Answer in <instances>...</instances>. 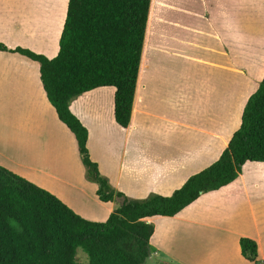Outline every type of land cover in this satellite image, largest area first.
<instances>
[{
    "label": "crops",
    "instance_id": "crops-1",
    "mask_svg": "<svg viewBox=\"0 0 264 264\" xmlns=\"http://www.w3.org/2000/svg\"><path fill=\"white\" fill-rule=\"evenodd\" d=\"M219 1L152 0L132 115L127 127L121 126L115 119L116 89L112 86L92 89L70 103L72 112L88 128L87 145L90 156L99 166V158L91 153L92 142L96 140L101 143L115 135L119 136L122 156L113 185L131 198H145L151 193L171 195L191 175L215 162L223 151L218 148L217 153L206 162L201 156L209 151L208 141L198 147L186 149L185 143L188 142L177 138V133L173 136L175 138L172 137L174 132L192 126L189 118V87L178 77L173 82L161 81L158 71L161 56H181L218 70V57L228 55V70L236 72L238 56H235V41L232 44L227 35H222L218 26L216 27L220 14ZM68 2L69 0H0V42L9 48L21 46L49 58L55 57L60 48L59 40L67 16ZM230 2L234 12L241 11L240 13H249L253 6L250 5L259 3L251 0H244L239 4L238 0ZM36 13L46 17L41 24L30 25L26 16ZM35 33H39L43 39H35ZM193 50L199 54H191L190 51ZM239 60L243 63L240 65L243 69L242 76L248 80L255 78L258 64L248 62V59ZM31 62L36 63L19 53L0 50V164L48 189L77 213L93 219L103 216L108 218L115 209L114 203L102 201L98 194V197L93 196V190L97 192L94 185L81 186L85 188L84 199L92 198L95 207L92 205V208H87L83 202L71 200L75 191L72 189L79 190L78 182H86L85 170L76 149V139L59 119L54 106L50 103L55 113L50 107L48 122L41 128V124L36 123L33 126L36 130L32 131L23 121L25 119L18 115L20 109H23L22 104L30 103L27 97L29 95L33 97V104L36 100L46 104L39 66L37 75L33 76L30 71L35 67ZM260 68L261 75H264V65ZM160 106L168 107L169 114H158ZM221 131L211 133L213 142L216 137L222 139ZM227 141L229 143V139ZM263 172L257 169L251 171V177L255 175L262 179L260 182L256 179L255 182L247 183L242 171L232 183L202 194L178 214L148 218L151 222L156 217L169 218L167 220L186 218L189 221L188 219L192 220V211L206 205L209 206L207 211L223 208V219L233 220L232 227L225 230V233L213 235L210 243L203 234L188 238V242L184 244L186 252H183L184 249L174 252L172 248L165 246V240L161 238L162 235H158L155 227L151 242L155 241L158 248L152 250V254L174 264H264ZM127 177L132 180H125ZM126 181L130 185H124ZM88 189H92V192ZM257 192L260 193L259 196H256ZM115 200L121 203L122 199ZM107 204L109 207L106 209ZM155 235L158 236L154 238ZM243 236L257 241L258 263L243 256L240 246V238ZM161 255L165 256L161 258Z\"/></svg>",
    "mask_w": 264,
    "mask_h": 264
},
{
    "label": "trees",
    "instance_id": "trees-1",
    "mask_svg": "<svg viewBox=\"0 0 264 264\" xmlns=\"http://www.w3.org/2000/svg\"><path fill=\"white\" fill-rule=\"evenodd\" d=\"M152 0H69L59 52L49 58L30 48L19 53L39 64L46 96L73 133L89 180L102 201L121 203L104 221L85 218L48 189L0 164V264H174L151 250L155 225L148 218L174 216L202 194L232 183L246 162H264V77L249 96L241 124L220 157L191 175L171 195L130 198L100 172L88 149V128L71 101L92 89L112 86L114 116L131 120ZM245 258L258 263V243L240 238ZM88 260L77 259L78 249Z\"/></svg>",
    "mask_w": 264,
    "mask_h": 264
},
{
    "label": "rangeland",
    "instance_id": "rangeland-1",
    "mask_svg": "<svg viewBox=\"0 0 264 264\" xmlns=\"http://www.w3.org/2000/svg\"><path fill=\"white\" fill-rule=\"evenodd\" d=\"M241 1L244 2V0H238V4ZM251 1H258L259 3L251 4L250 7L252 5L254 7H251L252 9L249 13H240L241 11L234 12L233 4L230 2V0H220L218 2L220 14L218 16L216 27L218 26L222 35H227V38L231 40L232 44L235 41V56H238L236 60L237 69L235 73L232 69L231 71L228 70V55H222L218 57L220 61V68L218 70L216 67L203 65L198 62H194L191 59L182 58L181 56H161L158 60V71L161 81H165L166 83L167 81L173 82L178 77L184 83H187L189 87L187 92L190 95L189 118L190 122H192L190 126H192L190 128L174 132L172 137L175 133H177V138H182L181 141L184 140L188 142L185 143L186 149L196 146L198 147L199 145L208 141L209 151H206V153L201 156L206 162L211 160L212 156L217 153L218 148L221 150L225 149L228 144L227 140H230L233 133L239 128L241 124L242 112L249 96L258 87L260 81L264 77V75H261L262 67L260 68L261 65H264V0ZM45 17L46 16L43 14L41 15L40 13H36V15L33 14V16L30 17L26 16V20L28 21L29 19L28 22L30 25L33 23L39 25L42 23ZM56 19L57 17L55 20ZM205 25L207 26V24ZM54 35L56 38L57 33L55 32ZM34 37L35 39H43V36H41L39 33H35ZM190 53L196 56L199 54L196 50L190 51ZM231 56H233V52H231ZM216 57L217 56H215V59ZM239 59H248V62L258 64L254 74L255 78L248 80L242 76L243 72L241 70L243 69H241L240 65L243 63ZM31 63L34 65L35 69L32 68L30 73L33 76H36V71L39 65L33 62ZM232 64L233 62L231 61V67ZM43 95L46 99L45 105L39 100H36V102L33 104V97L32 95H29L27 97L29 98L30 103L27 105L22 104L23 109H20V112H18V115L25 119L23 121L26 122V126L28 125L31 131L36 130V128L33 127L36 125V123L41 124V128L44 126L46 121L48 122V113L50 107L53 113H55L54 108H52L53 106L50 104L51 102H49L45 94ZM168 111V107L160 106L157 113L160 115H166L169 114ZM213 131H221V137L224 141L216 137L215 142H213L211 140V133ZM118 137L119 136L115 135L109 140L103 141L101 143L94 140L92 142L91 148L92 155L98 157L100 160V172L108 177L112 185L114 184V178L117 174L116 169L122 156V143ZM76 149L81 159L78 146ZM6 155L9 156L8 154ZM132 158L133 156L131 155V159ZM83 167L85 170L84 176L86 177V182L83 184L78 182V185H80L79 190L76 188L72 189L75 191L72 193L73 198L71 197V200H75L78 203L83 202L87 208L91 207L92 205L95 207L93 202L94 200H91L92 198L90 199L88 197L86 200L84 199L86 198V193L84 191L85 188L83 189L82 186H88V184H91L98 188V184L87 178L85 166L83 165ZM256 169L264 171V162H246L244 164L242 174L243 177L245 176L247 183L255 182L256 179H258V182H260L262 179L261 177H255V175L254 177L250 176L251 171ZM259 175L260 174H258V176ZM243 179L244 178H242L240 181L242 182ZM125 180L132 179L131 177H127ZM124 185L128 186L130 185V182L126 181ZM88 191L92 192V189H88ZM256 194V196H259L260 193L257 192ZM92 195L98 197L95 190H93ZM113 203L115 208L120 204V202H117V200L113 201ZM108 207L109 204L105 205L106 209ZM207 207L209 206L205 205L201 209H195L192 211L190 216H192L193 221L191 219H188L189 221H187L186 218H174L172 220H167L169 218L165 219L156 217L153 223L157 228L158 235H162L161 238L165 240V246L170 249L172 248L174 252H181L183 249V252H186L187 247L184 244L188 242V238L191 236L203 234L206 238L205 240L209 241L210 243V238L213 235L225 233V230H229L232 227L233 220L231 218H228L227 220L223 219L224 216L221 215L223 208L218 207L216 209L213 208L211 211H207ZM84 217L97 221H104L107 218L104 216L100 219H93L89 216ZM157 236L155 235L154 238ZM157 248L158 247L155 241L154 243L151 242V250L154 251ZM163 256L165 255H161V258ZM77 259L81 262L88 260L87 254L84 253L81 248L78 249ZM145 264H154V261L148 260Z\"/></svg>",
    "mask_w": 264,
    "mask_h": 264
}]
</instances>
